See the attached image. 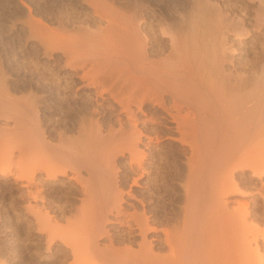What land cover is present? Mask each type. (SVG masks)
I'll return each mask as SVG.
<instances>
[{
    "label": "bare ground",
    "instance_id": "bare-ground-1",
    "mask_svg": "<svg viewBox=\"0 0 264 264\" xmlns=\"http://www.w3.org/2000/svg\"><path fill=\"white\" fill-rule=\"evenodd\" d=\"M128 1V14L119 0L84 1L105 24L93 41L53 38L47 28L59 50L49 48L56 61L43 71L46 90L51 100L62 93L73 114L52 144L38 128V112L26 107L30 127H15L16 151L32 147L34 164H54V172L43 168L48 181L77 184L79 204L62 226L41 210L42 193L30 179L39 165L31 162L28 170L22 165L31 172L25 182L10 177L27 198L37 193L24 209L40 227L61 230L72 258L81 257L76 264H264V63L251 81L246 71L254 34L264 30V0H250L251 23L239 12L227 21L217 1L177 0L179 14L156 0ZM32 21L45 36L43 23ZM5 103L13 101L4 91ZM14 106L9 113H21ZM5 150L2 162L11 160ZM113 231L126 233L123 247Z\"/></svg>",
    "mask_w": 264,
    "mask_h": 264
},
{
    "label": "rangeland",
    "instance_id": "rangeland-1",
    "mask_svg": "<svg viewBox=\"0 0 264 264\" xmlns=\"http://www.w3.org/2000/svg\"><path fill=\"white\" fill-rule=\"evenodd\" d=\"M78 1L77 0H0V57H1L0 58V91L6 92L8 97L11 98V100L13 101V103H12L13 106L16 105V103L18 102L17 103L18 106L16 105V107L18 108L17 110H19V108H20L19 111L21 112V113L18 112L16 115H15V113H13V114L11 112L9 113V110H7V109H9L10 107L13 108L12 104L8 103L10 106L6 103L5 104L8 106L2 104V105H4L6 111L4 110V108H2V105L0 104V133H1L0 134V154H1V156H0V165L1 166L0 167H2V168H0L1 169L0 171H2V169H3L4 170L3 172H5V174L7 173L6 175L3 173V176H2V173H0V264H73V262L75 261V259L72 258L73 256H72V253L70 251V246H69L70 244L66 245V243H67V242L65 243L66 239L64 240V238H61V237L59 238V236H61V235H62V237L64 236L62 233L59 234V232H61V230L59 229V231L57 230L58 231L57 232V231H55V228L51 229V226L49 225L47 227L46 224H45L46 227H44L45 225L43 223L41 224V227H40L39 225H37V223L38 224H40V223L36 220V217L34 219V216L32 214L33 212L31 211V214H29L30 210L26 211L24 209L25 205L23 206V204H26L28 199L30 200L31 205H32V203L33 204L35 203L31 198V195H32V193L34 194V192H31V195L29 196L30 198L29 197L27 198L26 196H28V192H27V194H25L26 190H24L23 188H19L17 185H15V183L12 182V179L10 177H12V175H13L14 176L13 178H15L16 174L19 176L21 175L20 178L19 177L16 178L17 182H19V181L25 182V179H23V178L24 177L26 178V175L30 172V170H29V172H27V174H26L25 170L26 169L28 170V167L31 168V162L33 164L32 166H34V165L38 166L40 164V161H38L39 162L38 165L34 164V162L32 161L33 158L31 159V157L34 156V159L36 158L34 161L37 163L36 160H38V158L36 157V154L38 152L36 153V151L33 150L32 147H30V149L28 148L29 150H26L25 152H21V153H23V155L19 153L20 151L19 152L16 151V150H19V148H18V145L15 143L16 138H14V137L16 136V134H14L15 133L14 130L16 128H19V126H20V128H25V129H28V127H30L29 119L31 117H30L29 111L27 112L28 106L29 107L31 106L30 109H32L33 111L35 110L36 112H38L37 113L38 118L36 120V122L40 123V124H38L40 126V127L38 126V128H39V130L40 129L42 130V137L44 136L43 137L44 140L45 141L48 140L49 143H52V144H54L53 142L56 143V141L59 138V134H57V133H59L60 131L55 130V129L62 130L61 127L64 125V123L66 121L64 119L68 120L69 116L73 114L72 113L73 110L67 105L66 102H64V99H63L64 96L62 95V93H59L58 95H56L57 99L55 98V99L51 100L52 98L50 97V94L47 92L48 88H46V82H47L46 79L47 78H46V75L43 74V71L50 70V68L53 67V65L55 64L54 62L56 61V60H54L56 53H54L55 55L49 54L50 52H52V50L54 48H56V45H53V40H52L53 38H55L58 35H61V36L63 35L65 37H70L71 39L78 38V39H83L84 42L85 41L89 42V41H93L96 39L95 35H94V33H95L94 31H96L98 28H100L99 26L105 25L102 21H101L102 22L101 23L98 20V18L95 17V15H93V13L89 7H86L85 5H83L85 0H80L79 3H78ZM119 1L122 3H116V5H118V6L120 5L123 8V10L125 9L127 11L126 12L124 10L125 13L128 14V12L130 11V8L132 7L131 3L128 0H125V1L119 0ZM141 1H146V0H141ZM164 1H165V3L163 4L162 0H156V2L160 3L162 6H164V7L166 6L167 8L169 7V9H171V11L175 12L176 14H179L178 12H180L181 7L183 6V5H181L180 1L163 0V2ZM168 1H169V3H168ZM189 1L185 0V2H189ZM192 1H195V0H192ZM210 1L213 4L217 1L214 5H216V4L221 5L219 7L224 12L225 19L227 18V21H230V18L231 19H234V17L236 18L237 17L236 14L239 12L238 14H240V15H238V16H241L243 18L246 17L245 20H247V22H249V23L252 22L253 14H252V10L250 8V5H251L250 0H242V1L241 0H214V1L210 0ZM176 2H178V3H176ZM244 3H246V5ZM28 5L30 6V8H28L29 7ZM218 5H216V6H218ZM35 16L37 19L35 18ZM31 19L34 21L37 20L38 23L40 22L39 25L37 24L38 26H40L43 23L42 25H44V26L42 28L46 27L45 29H47V28L51 29V26H52L54 34L51 32V35H50L49 30L47 29V31L44 30L45 34H46V32H47V34L44 36V32H43V34L41 36V33H37L38 27L36 28V26H35L36 24L34 25V22ZM30 21L32 22V26H31ZM60 21H61V23H59ZM155 22L156 21H154V23ZM53 24H56L57 26L53 25ZM61 25H62V27H61ZM40 30H42V29L39 28L38 31L41 32ZM262 30L263 29H261L260 31L255 33L256 35L254 34V42L255 43L254 42L252 43V46L254 47L253 48L254 53L252 51V58L253 59H252V61H250L251 63L246 66L247 76L249 77L250 81H251V79H253V78H251L252 75H253V77H255L254 76L255 73L261 69L262 64L264 63V57H263L264 55H263V51H261L262 46H260L261 41H262L261 38H262V36L264 37V33H263L264 30L263 31ZM8 31H10V32H8ZM55 32L57 33L56 35H55ZM261 33H262V35H260ZM49 35L52 36L53 38L49 37ZM256 37H257V39H256ZM48 40H49V42H48ZM50 42H52L53 46L50 45ZM48 44H49V46H48ZM43 45H45L46 47L44 46V48H43ZM47 47H48V49L49 48L50 49L53 48V49L52 50L49 49V51H48ZM65 47L66 46H64V49H66ZM56 49L59 50V48H56ZM43 50H45L46 53ZM60 50L63 51L62 48H60ZM237 50H236V52H239V50L238 51ZM40 51H41V56L39 53ZM50 55L52 56L50 58V60L49 61L46 60L45 57L46 56L49 57ZM42 56H44V57L42 58ZM41 67H43V68H41ZM46 69H48V70H46ZM257 69H259V70L255 71ZM50 72L54 73L56 71L51 70ZM249 74H250V76H249ZM37 78L40 80H44V82L45 81L46 82L42 83V81L41 82H40V80L38 81ZM37 81H38V83H37ZM63 82H65L64 78H63ZM35 84H37V85H35ZM67 87L69 89H64L66 92H71V90H73V88L71 86L70 87L72 89L69 86H67ZM67 87L65 86V88H67ZM33 94H35V95H33ZM38 95H40V96H38ZM33 96H35V97H33ZM59 96L61 97V99ZM61 100H63L65 105L64 104L62 105L63 102ZM21 106H22V108H24V106H25V108L27 107L26 110L22 109ZM16 107L14 106L15 109H16ZM35 107H36V109H35ZM68 110H69V112H68ZM4 112H5V114H4ZM22 112L25 113V116H24V113H22ZM66 112H67V114H66ZM60 113L62 115L63 114L64 115L62 116ZM70 113H72V114H70ZM67 115H69V116L67 117ZM15 116L19 119L17 120V118ZM22 118H25V119H22ZM58 118H59V121H58ZM54 121H56V123ZM53 123H54V125H52ZM21 125H23V126H21ZM24 125H25V127H24ZM4 127H5V129H3ZM49 127L53 128L54 131L50 130L51 131V133H50V131H48ZM2 130L5 132H3ZM9 132H10V134H9ZM10 135H12L13 141L11 140L12 137ZM9 136H10V138H8ZM29 139H30V141H29ZM6 140L8 142L9 141L10 142L7 143ZM26 140H28V141H26L27 144L33 143V141H31L32 140L31 137H29L28 139L26 138ZM4 146H6V147H4ZM8 147L13 148V150L10 148V150H11V152H10L8 150L9 149ZM3 148H4V150L6 149L5 150L6 154H8L7 152H9L10 154L12 153V155H13V156L12 155L10 156L11 160H8L6 162H4L5 160H3L4 167H3V162L1 161L2 155H3L2 154ZM176 148H177V146H175V149ZM27 151H28V153H27ZM34 151H35V153L33 154ZM3 153H4V151H3ZM16 153H19V155H17ZM55 153H56V156L59 155L58 152L53 151V153H51L52 156H55ZM24 154H26V155H24ZM51 154H49V155H51ZM7 157L9 158V155ZM12 157H14V158H12ZM3 158H5V157L3 156ZM41 163L44 164L43 161ZM47 163L44 165L46 166ZM59 164L63 168L64 167L68 168V166L64 163L63 164L58 163L57 166ZM22 165H24L25 170L23 169L24 167ZM25 165H30V166H25ZM52 165L55 166L54 164H52ZM39 166L37 167V169H35L36 167L35 168L33 167L35 170H33V168L31 169V170H33L31 172H33V173L31 174L32 176L31 175L30 176L33 178H31L29 176L30 179L32 180L31 181L32 183L35 182V179H37V181L40 183V185H39V183L36 181V184H37L36 187L40 188V193H42V195H40V193L38 195H40V197L44 200H42V199L40 200L39 199L40 197L36 196L37 197L36 200L38 199L37 203L40 204V205L38 204L37 206L40 207L41 210L44 209L43 211L47 210L48 211V212L46 211L47 214L49 213L48 215H51L50 217L53 216L52 217L53 219L56 220V217H57V220H58L57 222L59 224L61 223L60 226H62V224L65 225L64 223H65L66 219L69 217V214H71V211L75 208L76 204L79 202L78 197L80 196V190H79L78 186H76L77 184H75L73 182L72 183L74 185H71L72 184L71 182H69V184L68 183L65 184V183H60V182L48 181L50 176L48 175V177H47L46 173H48V171L46 173H44L45 171L43 170V168L45 170L49 169V173H50V169H53V166L52 167H49L50 165H47L46 167H44L43 165H42L43 167L42 166L39 167ZM55 169H57V168H55ZM55 169H53L51 171L54 172ZM59 169H61V168H59ZM36 170H37V172L40 173V175L37 172L34 173V171H36ZM41 172H43L44 175H42ZM83 173H84V176H86L84 169H83ZM45 174H46V176H45ZM37 175L40 177H38ZM6 177H7L8 181H7ZM41 177H42V179H39ZM46 177H47V179H46ZM51 177H52V175H51ZM59 178H61V177H59ZM44 179H46V180L44 181ZM9 181H11V182L9 183ZM49 182H51V183H49ZM33 184L35 185V183H33ZM16 186H17V188H16ZM41 188H42V190H41ZM20 189H21V191H20ZM19 191L21 192V194ZM22 192H23V194H22ZM11 194H12V196H11ZM34 195H37V193L35 192ZM41 203L43 204V206L45 208L44 207L42 208ZM26 207L28 208V206H26ZM65 217H66V219H65ZM47 218H49V217L46 216V218H44V219H47ZM63 221H64V223H63ZM43 228H45V230ZM46 228H50L51 230H54V231H51L50 229L48 230ZM120 232L121 231H119V232L113 231V235H114V238L116 240V245L119 247H123V244L121 245V242H122V239L124 241L127 238V235H126V233H122V232L120 233ZM63 244H65V245H63ZM79 258H81V257H79ZM79 258H77V260L74 262V264H76L77 261L81 260Z\"/></svg>",
    "mask_w": 264,
    "mask_h": 264
}]
</instances>
